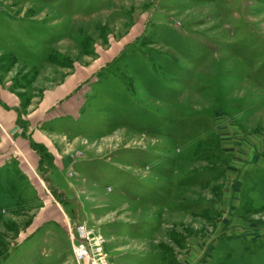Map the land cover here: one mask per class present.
<instances>
[{"label":"rangeland","instance_id":"rangeland-1","mask_svg":"<svg viewBox=\"0 0 264 264\" xmlns=\"http://www.w3.org/2000/svg\"><path fill=\"white\" fill-rule=\"evenodd\" d=\"M264 264V0H0V264Z\"/></svg>","mask_w":264,"mask_h":264},{"label":"built area","instance_id":"built-area-1","mask_svg":"<svg viewBox=\"0 0 264 264\" xmlns=\"http://www.w3.org/2000/svg\"><path fill=\"white\" fill-rule=\"evenodd\" d=\"M92 248L88 250L83 244H77L74 248L76 252L75 260L80 263L82 260H87L91 264H107L106 260L108 255L103 252L102 243L103 239L99 237H91Z\"/></svg>","mask_w":264,"mask_h":264}]
</instances>
